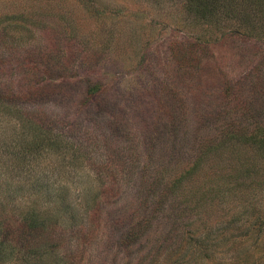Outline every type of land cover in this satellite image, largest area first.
<instances>
[{
    "label": "rangeland",
    "instance_id": "1",
    "mask_svg": "<svg viewBox=\"0 0 264 264\" xmlns=\"http://www.w3.org/2000/svg\"><path fill=\"white\" fill-rule=\"evenodd\" d=\"M237 16L0 0V96L54 141L27 153L0 100V216L36 222L0 264H264V26Z\"/></svg>",
    "mask_w": 264,
    "mask_h": 264
},
{
    "label": "trees",
    "instance_id": "2",
    "mask_svg": "<svg viewBox=\"0 0 264 264\" xmlns=\"http://www.w3.org/2000/svg\"><path fill=\"white\" fill-rule=\"evenodd\" d=\"M187 2L192 15L204 21L213 23L218 21L221 15L225 16L234 11L235 15H238V19L241 20L253 15L255 16L254 19H257V22L264 26V0H187ZM17 99L14 96H0L4 107L2 111L7 116L21 121L24 126L28 125L32 141L27 145V153L35 154L41 150L51 151L50 147H53L54 141L52 142L49 138V136L52 137V134L48 118L39 113L21 110L18 107ZM241 139H244L241 144L253 146L264 154V139H257L253 134L246 135ZM31 216L37 221V216L34 214ZM4 220L5 218L0 216V248L9 242L13 248L26 247L28 241L34 236L33 229L36 222L23 218L16 225H12ZM22 237H25L22 241L25 245H21Z\"/></svg>",
    "mask_w": 264,
    "mask_h": 264
}]
</instances>
